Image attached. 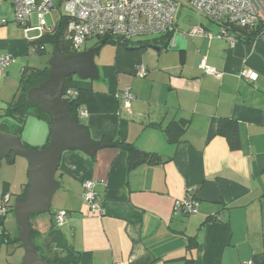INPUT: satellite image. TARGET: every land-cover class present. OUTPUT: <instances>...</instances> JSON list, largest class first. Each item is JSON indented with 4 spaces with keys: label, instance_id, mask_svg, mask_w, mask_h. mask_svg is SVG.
<instances>
[{
    "label": "crops",
    "instance_id": "crops-1",
    "mask_svg": "<svg viewBox=\"0 0 264 264\" xmlns=\"http://www.w3.org/2000/svg\"><path fill=\"white\" fill-rule=\"evenodd\" d=\"M253 1L262 13L264 0ZM10 23L0 27V55L14 57L0 71V107L13 98L32 55L30 32ZM175 24L168 49L150 44L144 50H128L109 44L114 54L104 59L102 68L96 64V79L72 80L75 88L93 92L92 100L78 101V113L79 123L88 126L94 140L119 139L167 161L128 171L127 152L109 144L94 157L77 150L64 152L57 173L61 187L51 209L53 215L67 212L60 229L81 252L80 264H132L147 256L188 257L193 264H264V35L231 46L215 36H192L195 27L180 32ZM203 28L213 35L220 32ZM203 59L218 76L199 68ZM142 67L144 79L137 77ZM245 70L257 73V80L243 78ZM125 87L135 96L130 106L121 97ZM81 113L87 115L80 117ZM221 118L239 123L240 151H232L217 135ZM180 119L190 120V126L177 144L168 143L165 133L151 126ZM49 131L47 123L31 117L22 140L41 147ZM2 163L0 198L9 193L14 201L28 184L29 164L21 157L14 165ZM87 180L97 183L103 217L85 201L82 185ZM191 190L200 203L198 213L176 215L175 203ZM10 214L0 220L1 243L4 230L11 234L5 224ZM49 228L39 230L47 234ZM189 237H197L191 252Z\"/></svg>",
    "mask_w": 264,
    "mask_h": 264
},
{
    "label": "built area",
    "instance_id": "built-area-1",
    "mask_svg": "<svg viewBox=\"0 0 264 264\" xmlns=\"http://www.w3.org/2000/svg\"><path fill=\"white\" fill-rule=\"evenodd\" d=\"M10 1L14 19H8L0 13V27L10 21H14L25 29L26 33L31 31L42 32L38 37L46 33H52L54 27H49L46 16L57 11L64 12L62 15L69 19L68 32L72 40V48L80 52L83 46L90 40L96 38L118 39L131 42L142 37H159L174 29L176 13L180 1L197 10L204 16L223 22L239 25L253 29L264 24V11L261 13L253 0H3ZM38 24L32 25L33 19ZM192 36H205L213 38L214 35L206 32L200 27L191 30ZM218 39H226L231 46L237 40L234 36L219 32L215 36ZM37 39V38H35ZM34 40V39H30ZM14 61L12 54L0 55V71L8 68ZM199 68L209 76H218L217 71L206 64L203 59ZM137 75L143 78L146 75L144 67L140 68ZM242 77L249 81H255L258 74L251 70H245ZM68 95L76 96L77 92L68 90ZM64 96V94H63ZM121 97L127 106L135 98L130 87H125ZM81 113L80 117H85ZM83 194L85 201L92 212L103 217L102 197L97 191V183L87 180L83 183ZM12 195L4 194L0 202V218H5L10 210H13ZM199 201L193 194L187 195L174 205L176 215H195L199 211ZM56 223L62 227L67 218L66 211L56 213ZM246 264H256L254 261Z\"/></svg>",
    "mask_w": 264,
    "mask_h": 264
},
{
    "label": "trees",
    "instance_id": "trees-1",
    "mask_svg": "<svg viewBox=\"0 0 264 264\" xmlns=\"http://www.w3.org/2000/svg\"><path fill=\"white\" fill-rule=\"evenodd\" d=\"M211 20L218 23V25L221 27V33L225 32L226 35L234 36L237 41L252 43L256 39L264 35L263 23L253 29H249L246 27H241L239 25L231 24L229 22L217 21L214 19ZM68 25L69 19L62 15L52 33H46L40 38L30 40L29 43L32 54L47 55L51 49L52 56L54 53V46L56 41L58 42L59 47L64 54L71 55L78 53L72 48V40L69 38ZM175 32L176 25L174 26V29L172 31H169L168 33L156 37L155 39L150 41L134 43V41L124 42L118 39H107V43L105 45L114 44L119 46H126L128 50H144L145 48H148L150 44H152L159 45L163 48L168 49ZM99 40L102 41L106 39L99 38ZM49 71L50 67L48 65L44 68L26 66L22 70L19 87L13 98L5 107H0L1 133H6L22 138V134L29 117H34L48 124L50 131L46 143L41 147H32L24 142L29 149H44L50 142L52 134L51 117L44 111L40 110L36 103L28 99L29 90L45 82L49 77ZM73 78V76L68 77L66 80L63 99L68 104V110L71 117L77 122H80L78 113V101L82 99L92 100L93 92L85 89L75 88L72 85ZM69 89L77 92V95H68ZM151 126L156 129H161L165 133L168 143L177 144L182 140L188 127L190 126V120H171L166 126H163L162 123L151 124ZM216 133L218 136L224 137L227 140L232 151H240L242 149L241 130L240 125L237 121L231 118H221L218 122ZM102 141L127 152L128 171H132L143 164L158 165L167 162L161 155L157 153H147L139 150L134 144L129 142L114 139L112 137H105L102 139ZM17 157V155L12 153L9 156L3 158L2 161L7 163L8 165H14ZM27 188L28 184L25 185L22 193L15 200L24 196ZM194 192V190H191L192 194H194ZM12 212L13 210L11 209L9 213ZM49 214H52L53 218L47 234H43L38 228L35 227L34 223L31 221V241L34 244L36 251L45 262L50 264H80L82 256L81 252L75 250L68 243L67 238L56 223V213L55 215H53L54 213L51 209ZM32 219L33 217L31 218V220ZM213 219L214 218H212V220ZM208 220L211 219L209 218ZM1 238L2 242H4L5 244L19 245L22 248V244L19 241V233H17V235L15 236H12L10 233H7V231L4 230L2 232ZM196 246L197 237H189L187 245L188 250L191 252ZM160 261H163L164 264L195 263L194 259H189L188 257L164 260L162 256H147L132 264H157Z\"/></svg>",
    "mask_w": 264,
    "mask_h": 264
},
{
    "label": "water",
    "instance_id": "water-1",
    "mask_svg": "<svg viewBox=\"0 0 264 264\" xmlns=\"http://www.w3.org/2000/svg\"><path fill=\"white\" fill-rule=\"evenodd\" d=\"M106 43L107 40H102L94 47L68 55L55 42L54 53L48 62V79L28 92V99L52 119V134L46 148L29 149L22 138L0 132V164L12 153L29 164L28 188L13 207L19 241L24 250L21 264H50L40 257L31 241V218L50 213L53 197L61 187L57 173L64 152L77 150L94 157L99 150L109 146L94 140L88 126L71 117L68 104L63 99L68 77L77 76L83 81L98 77L95 57ZM152 49L160 50L153 46Z\"/></svg>",
    "mask_w": 264,
    "mask_h": 264
},
{
    "label": "rangeland",
    "instance_id": "rangeland-1",
    "mask_svg": "<svg viewBox=\"0 0 264 264\" xmlns=\"http://www.w3.org/2000/svg\"><path fill=\"white\" fill-rule=\"evenodd\" d=\"M61 9L62 10L59 11V8H58L57 11H54L53 13L46 16V20H47L49 27H54L56 25V21H58L61 18L63 13H65L64 9L63 8H61ZM0 13H2L3 15H5V13H6V15H8V18L14 19L13 9H12V5L10 4V1L0 0ZM176 21L178 22V28H179L178 31L183 32V33L186 32L191 27L203 28L204 26H207L211 30H216V31L221 30V27L218 25L217 22H215V21L209 19L208 17L204 16L203 14L199 13L197 10L191 8L190 6L185 4L183 1H180V4L178 6L175 22ZM10 24H16V22H11ZM37 24H38V22L34 18L32 25L36 26ZM41 33L42 32H39V31H31L29 33V39L38 38L41 35ZM214 36H216V35H214ZM98 41L99 40L96 38L90 40L87 44H85L83 46L82 50L88 49V48L94 46L95 44L98 43ZM107 45H109V44H107ZM107 45H105L102 48V50L100 51V53L95 57V63L97 65H99L100 68H102V63H103L104 59L107 60L109 57H111L114 54V50L112 48H109V46H107ZM50 58H51V49L47 55L46 54L45 55L44 54L43 55L32 54L30 57L29 64H30V66H35L38 68H44L45 66L48 65ZM74 77L76 78V80L78 79L77 76H74ZM137 77L141 78L138 75H137ZM28 119H31V117H29ZM48 128H49V126H48ZM23 142H24V140H23ZM2 162L4 163V161H2ZM2 197H3V195H2ZM2 197L0 198V202H1ZM13 200L15 201L14 197H13ZM52 210H53V208H52ZM49 215H50L49 213L40 214V215L33 217V219L31 221L34 224H36L37 227L39 226L40 230H46L49 228V222H48V220L50 218ZM1 219L2 218H0V220ZM5 224L8 227V229L11 231L12 236L17 235L18 227H17V223H16L13 212L10 214V216L8 217ZM14 249L16 251H14ZM23 251H24L23 248H17L16 245H9V244H5V243L0 242V264H14V263L21 264L22 259H23V256H22ZM157 264H164V263L158 262ZM178 264H181V263H178Z\"/></svg>",
    "mask_w": 264,
    "mask_h": 264
},
{
    "label": "flooded vegetation",
    "instance_id": "flooded-vegetation-1",
    "mask_svg": "<svg viewBox=\"0 0 264 264\" xmlns=\"http://www.w3.org/2000/svg\"><path fill=\"white\" fill-rule=\"evenodd\" d=\"M16 201V200H15ZM15 201L13 203H15Z\"/></svg>",
    "mask_w": 264,
    "mask_h": 264
}]
</instances>
